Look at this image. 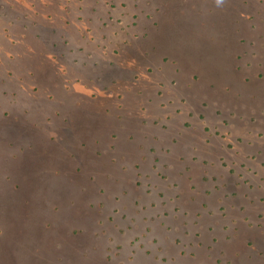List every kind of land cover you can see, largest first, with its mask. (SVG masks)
<instances>
[{
    "label": "rangeland",
    "instance_id": "1",
    "mask_svg": "<svg viewBox=\"0 0 264 264\" xmlns=\"http://www.w3.org/2000/svg\"><path fill=\"white\" fill-rule=\"evenodd\" d=\"M0 264H264V0H0Z\"/></svg>",
    "mask_w": 264,
    "mask_h": 264
}]
</instances>
